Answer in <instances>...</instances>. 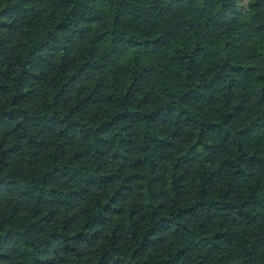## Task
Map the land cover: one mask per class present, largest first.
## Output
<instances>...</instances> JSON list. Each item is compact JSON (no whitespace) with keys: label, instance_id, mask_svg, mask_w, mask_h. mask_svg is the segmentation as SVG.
I'll return each instance as SVG.
<instances>
[{"label":"trees","instance_id":"16d2710c","mask_svg":"<svg viewBox=\"0 0 264 264\" xmlns=\"http://www.w3.org/2000/svg\"><path fill=\"white\" fill-rule=\"evenodd\" d=\"M0 264H264V0H0Z\"/></svg>","mask_w":264,"mask_h":264}]
</instances>
